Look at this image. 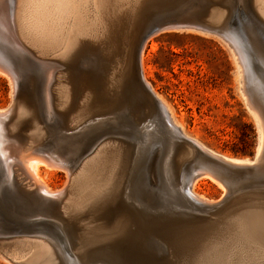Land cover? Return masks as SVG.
Returning a JSON list of instances; mask_svg holds the SVG:
<instances>
[{
	"label": "rangeland",
	"instance_id": "1",
	"mask_svg": "<svg viewBox=\"0 0 264 264\" xmlns=\"http://www.w3.org/2000/svg\"><path fill=\"white\" fill-rule=\"evenodd\" d=\"M9 2L6 0L2 4L4 8L10 7ZM119 13H121L118 16L120 23L116 28L117 44L114 50L116 56L114 58L112 54H109L101 43L93 46L96 50L92 52L91 59L98 61L92 65L81 66L82 76L85 77L82 81L80 80L78 89L76 90V87L74 89L77 100L75 109L80 107L84 95L90 90L93 95L95 93V97L101 104L94 117L104 121L103 126L97 131L117 128L129 122L132 124L131 128L128 126L124 128L131 131L133 138H139L144 143H142L141 153L139 151L141 145L136 146L131 177L142 171L145 191L157 199L160 207L158 212L149 213L177 217L182 223L173 233L146 235L161 247L163 250L161 256L168 261V264H185V255L181 249L182 241H180L182 236L204 231L212 221H217L215 223L219 225L218 221L224 216L220 217V213L232 210L240 201H253L254 205L264 206V166L258 171L229 169L230 171L227 172L221 169L222 174L225 176L229 174L228 176L232 179L225 184L222 180L226 191L211 178H199L195 191L216 202L212 204L194 202L193 198L186 194V180L195 169L211 168L212 162L208 160L207 154L195 148L168 125L165 116L156 107L155 101L142 91L135 65L137 43L145 30L157 23L190 22L195 25L193 30L188 32L187 30H169L154 35L155 37L152 36L146 42L142 54L144 75L154 91L167 102L174 118L189 135L217 154L235 159H250L255 164L254 157L256 156L255 160L259 159L257 149L260 147V128L249 105L252 102V91L254 93L260 89L257 93L262 95L263 103L261 108L256 106L257 111L263 115L260 114L261 122H264V16L259 9L258 0H142V2L130 0L125 5L122 2ZM226 34L238 39V46L228 37L226 38ZM1 46L4 51L10 52L15 60L20 54L28 56L26 52L15 50L5 43L0 42ZM129 47H132L131 50ZM236 49L241 50L249 59L247 72L241 73V69L238 68V61L233 55ZM127 50L131 55L128 61L125 58ZM31 59L39 63L32 56ZM36 63L34 69L40 73L41 68ZM118 69L121 70L117 71ZM2 70L0 66V109H6L13 104V114L6 123L10 130V126L17 120V104L27 100L28 95L26 96V91L18 88L17 93L12 96L10 78L6 74L5 76ZM63 70L64 68L57 69L56 74ZM89 72L93 73V83L88 81ZM121 74H124V78L119 77ZM27 78L21 77L20 83L26 82L28 89L33 90L35 86L28 83ZM119 79H123L120 80L122 83L118 81ZM125 82H132L137 92L134 94L126 92L123 88ZM88 87H90L89 90ZM71 98L75 100L73 95ZM42 99L40 92L37 100L28 99L32 104L30 108L34 107L33 105L37 107V102L41 103ZM69 118L70 116L64 119L58 118L55 121H49L48 124L57 128L61 127L62 134L69 135L74 132L71 128L64 127V124L69 123ZM147 132L151 135L145 137ZM50 137L48 138L47 133L45 134L48 142L53 140ZM115 139L119 138L115 137ZM33 142L30 131L24 133L20 143L21 149L29 151L36 148L37 145L36 143L33 145ZM31 145L33 146L30 147ZM50 148L56 150L52 146ZM262 151L261 156L264 155V147ZM34 152V154L37 153ZM261 165H264V161ZM41 175L54 190L63 188L68 180L65 172L61 170L42 168ZM15 181L17 187L24 193H34L33 189L25 187L28 181H25L21 173L15 175ZM8 190V193L4 191L0 194V264H76L54 247H52L51 260L45 252H41L37 258L33 259V252L29 251L18 237H6L13 232L25 230L24 221L33 213H38L44 205L37 195L34 198L24 197V195L16 197L11 194L14 193L13 188ZM132 204L135 203L132 202ZM62 205L63 203L58 202L57 210H54L48 219L55 221L59 225L58 228L66 233L73 246V253L79 256L80 264H99L110 259V254L94 251L101 243H92L88 246L84 244L81 232L89 229L84 226L83 229L80 224L84 225L89 217L84 215L78 219L69 218V220L62 211ZM133 207L140 208L138 204ZM96 222L100 224L99 219ZM241 225V221L234 218L215 228L214 235L208 239L213 252L204 254V264H208L207 262H211L213 258H218L213 264H264V244L242 237ZM44 229L47 233L55 231L48 227ZM95 229L91 230L93 234L97 233ZM124 230L120 229L117 234H122ZM189 252H187L188 255L186 254L189 258L200 254L198 251L195 255ZM202 254L200 256L204 257ZM197 255L196 258H198ZM42 256L46 257H43L44 261L40 260ZM118 260L119 264H135L126 262L122 258Z\"/></svg>",
	"mask_w": 264,
	"mask_h": 264
},
{
	"label": "bare ground",
	"instance_id": "2",
	"mask_svg": "<svg viewBox=\"0 0 264 264\" xmlns=\"http://www.w3.org/2000/svg\"><path fill=\"white\" fill-rule=\"evenodd\" d=\"M5 1L0 0V42L20 52H26L28 56L20 54L15 60V57H11L10 52L4 51L1 46L0 66L4 75L6 74L10 78L13 90L12 96L20 88L22 91H26L28 98L24 102L17 104V120L10 126V130H8L6 123L11 114H13V104L6 109H0V194H3L4 191L8 193V189L13 188L14 193L11 194L16 197L24 195V197L34 198L37 195L39 200L44 202V205H42L43 209L32 215L51 217L54 210H57L56 204L58 202L63 203L61 206L62 211L66 215L65 217L68 216V219H78L87 215L89 219L84 222V225H82L83 223L80 224L82 227L89 229L81 232L83 233L81 238L87 246L92 243L106 242L108 239L121 235L117 234L120 229H125L122 234H129L134 238H140L141 235L149 233H173L181 226L180 219L162 213H149L152 211L158 212L160 208L158 201L145 191L142 171L131 177L130 172L133 166L132 162L135 160L136 146L141 145L139 150L141 153L143 151L142 143H144L139 138H133L131 131L124 128L127 126L131 128L132 124L128 121L129 123H126V125L121 124L117 128L97 131L103 126L104 121L94 117L101 104L99 99L95 97V93L93 95L89 90L90 87H88L89 91L84 95V100L82 99L83 102L81 101L80 107L78 106L75 109L77 100L74 89L75 87L76 90L78 89L82 78L85 77L82 76L83 70L81 66L92 65L98 61L97 59L92 60L91 55L96 50L93 46L100 43L115 58L116 28L117 24L120 23L118 22L120 18L118 16L121 14L119 13L120 8L122 2L125 5L130 0H9L10 7L4 8L2 4ZM258 5L264 16V0H258ZM194 26L190 22L176 23L165 29L164 32L169 30H187L188 32L191 29L193 30ZM225 37H228L232 43L238 46V39L227 34ZM132 39L134 40V38ZM144 47L145 45L141 52V67L138 69V73L140 79L143 77L145 83L154 92L158 101L156 102L154 99L156 107L163 113L168 125L202 153L224 165L235 168L255 165L256 163L254 164L250 159H235L217 154L185 131L184 127L174 118L170 106L154 91L144 75L142 64ZM128 50L125 57L127 61L131 59ZM235 52L233 55L238 61V68L241 69V73L247 72V67L249 66L248 57L239 49H236ZM31 56L38 60L39 63L32 60ZM34 62L41 68L40 73L34 69ZM124 64L126 65V62ZM128 65L127 63V67ZM60 68H64V70L56 74L57 69ZM120 70L118 69L117 71ZM92 74V72L88 73V81L90 83L94 81ZM117 74H120V72ZM123 75L121 74L119 77H123ZM113 76L115 77V73ZM21 77H28V83L34 84L35 88L30 90L26 86V82L20 83ZM120 80L123 79L118 81ZM123 88L129 94L137 92L132 82L123 83ZM39 92L42 93L43 98L41 103L37 102V107L33 105L34 107L30 108L32 104L28 99L35 98L37 100ZM107 92L109 91L107 90ZM257 92L254 91L253 93L252 91V102L249 106L260 128V147L257 149V156L261 157L264 147V125L262 124L264 122H261V113L257 111V106L261 108L263 97ZM71 95H73L75 100L71 98ZM67 116H70L69 123L67 125L64 124V127L71 128L74 131L69 135H63L62 130H60L61 127L57 128L48 124L49 121H55L58 118L64 119ZM160 123L163 122L160 121ZM29 131L31 140L34 141L33 145L36 143L37 147L29 151H23L20 145L21 139L23 134ZM46 133L48 138L51 136L50 138L53 140L48 142L45 139ZM150 135L147 132L145 137ZM115 137L119 139L117 140ZM103 141L105 143H101ZM50 146L57 151L50 148ZM34 151L37 153L34 154ZM42 168L65 172L68 180L63 188L59 190L51 188L41 175ZM167 170H169L168 167ZM224 170L230 171L226 168ZM235 170L240 169L231 168V171ZM220 171L222 172L221 168L213 164L211 168L193 170L186 180V194L190 195L194 202L199 204L216 202V200L214 201L198 194L195 191V186L199 178L208 177L220 184L226 191L224 184L232 179L228 176L229 174L225 176ZM18 173H21L25 181H28L25 187L33 189L34 193L26 194L17 187L15 175ZM222 180H224V184ZM229 187L228 192L230 191ZM248 191L250 192V190ZM239 199L238 201H240ZM132 202L138 204L140 208L133 207L135 204H132ZM186 206L189 205L186 204ZM206 211L208 212L209 210ZM221 215L224 216L218 221L220 226L234 218H238L242 223L241 236L246 240L251 239L264 244V206L254 205L253 201H240L235 204L232 210L222 211L219 216L221 217ZM97 219L100 220V224L97 223L98 221L96 222ZM215 222L217 221L210 222L204 231L182 236L180 241H182L181 249L185 255V264H204V254H212L213 249L208 244L211 243L208 239L214 235L215 228L219 226ZM127 227L129 229L126 230ZM92 229H95L97 233L93 234ZM18 239L27 246L29 251L33 252V259L37 258L41 252H45L51 260L53 246L48 241L31 237H18ZM189 251L193 252L194 255L197 251L200 254L199 256L196 254L198 258H196V255L194 258H189L186 256ZM118 253L121 252L118 251ZM201 254L204 257L200 256ZM45 256H42L40 260ZM216 260L218 258H213L211 262L207 263L213 264ZM47 261L49 263V259Z\"/></svg>",
	"mask_w": 264,
	"mask_h": 264
},
{
	"label": "water",
	"instance_id": "3",
	"mask_svg": "<svg viewBox=\"0 0 264 264\" xmlns=\"http://www.w3.org/2000/svg\"><path fill=\"white\" fill-rule=\"evenodd\" d=\"M176 23L173 22H162L157 23L145 30V32L140 37L136 51H135V65L137 72L138 69L141 67V52L145 43L151 38L152 36L163 32L165 29L170 27L171 25H175ZM139 85L142 91L151 97L153 100L157 99L155 97L154 92L151 88L145 83L143 77L139 76ZM256 159V156L253 160ZM208 160L212 162L214 166H219L221 169L231 170L240 169L242 171H258L264 165H260L264 161V157L261 156L259 159L255 160L256 164L246 167H231L228 165H224L215 159L208 157ZM47 216L43 215H32L28 219H26L23 223L24 229L22 231L13 232L6 236L7 238H16V237H31L37 239H44L52 244V246L62 254H65L70 258L74 263L80 264L79 256L73 253V246L68 239L65 232L61 231L58 228V224L55 221L49 220ZM51 228L54 229V232L47 233L44 228ZM100 244V242H98ZM95 252H102L106 254H110L108 260L106 262H100L101 264H119L118 259H123L126 262L135 263V264H168L167 260L161 254L163 250L161 247L150 240L146 234L140 236V238H134L129 234H121L113 237L112 239H108L106 242H101V244L94 249ZM120 251L121 253H118ZM99 263V264H100Z\"/></svg>",
	"mask_w": 264,
	"mask_h": 264
}]
</instances>
